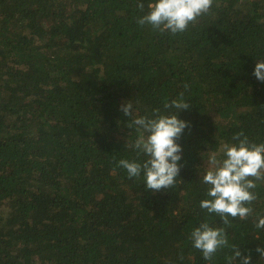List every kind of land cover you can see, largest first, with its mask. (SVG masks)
Masks as SVG:
<instances>
[{
	"label": "trees",
	"instance_id": "obj_1",
	"mask_svg": "<svg viewBox=\"0 0 264 264\" xmlns=\"http://www.w3.org/2000/svg\"><path fill=\"white\" fill-rule=\"evenodd\" d=\"M142 2L0 0V264H210L188 240L203 159L241 130L264 141V0H214L176 35L138 25ZM180 92L182 168L153 193L118 166L137 158L120 105L150 114ZM233 223L229 242L264 264V231Z\"/></svg>",
	"mask_w": 264,
	"mask_h": 264
},
{
	"label": "clouds",
	"instance_id": "obj_2",
	"mask_svg": "<svg viewBox=\"0 0 264 264\" xmlns=\"http://www.w3.org/2000/svg\"><path fill=\"white\" fill-rule=\"evenodd\" d=\"M213 4L214 0H150L147 12L137 17L136 23L161 34L176 35L210 14ZM136 7L141 12L145 10L142 0H137ZM252 75L264 83V59L255 63ZM184 87L187 89L188 85ZM190 108L183 92L170 102L166 100L163 111L155 108L145 115L134 114L131 100L121 103L120 111L130 117L127 127H134L137 133L134 141H126V147L133 150L137 158L118 161L129 179L142 177L146 189L153 193L176 186L183 151L177 141L186 128L190 130V122L180 119L178 114ZM206 155L199 182L205 188L206 197L200 200L199 208L206 217L192 228L188 240L210 264H214V258L225 249L228 252L224 253V264H252L251 250L243 254L236 243H230L228 229L238 220L251 221L254 229L264 231V212L254 208L262 199L258 189L264 187V141L250 139L241 130L229 141L221 140L218 149ZM214 217L219 218V224ZM255 252L264 260V246L256 247Z\"/></svg>",
	"mask_w": 264,
	"mask_h": 264
}]
</instances>
